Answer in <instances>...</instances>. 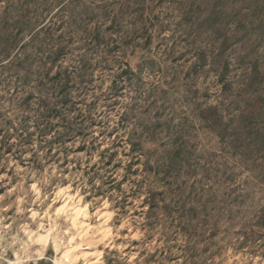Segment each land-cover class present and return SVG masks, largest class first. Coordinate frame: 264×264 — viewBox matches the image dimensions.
Masks as SVG:
<instances>
[{
	"label": "rangeland",
	"instance_id": "rangeland-1",
	"mask_svg": "<svg viewBox=\"0 0 264 264\" xmlns=\"http://www.w3.org/2000/svg\"><path fill=\"white\" fill-rule=\"evenodd\" d=\"M264 264V0H0V264Z\"/></svg>",
	"mask_w": 264,
	"mask_h": 264
},
{
	"label": "water",
	"instance_id": "water-1",
	"mask_svg": "<svg viewBox=\"0 0 264 264\" xmlns=\"http://www.w3.org/2000/svg\"><path fill=\"white\" fill-rule=\"evenodd\" d=\"M39 264H52V263H48L46 261H41Z\"/></svg>",
	"mask_w": 264,
	"mask_h": 264
}]
</instances>
